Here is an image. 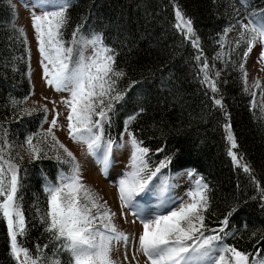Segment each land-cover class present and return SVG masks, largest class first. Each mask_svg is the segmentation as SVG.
<instances>
[{
  "label": "trees",
  "instance_id": "1",
  "mask_svg": "<svg viewBox=\"0 0 264 264\" xmlns=\"http://www.w3.org/2000/svg\"><path fill=\"white\" fill-rule=\"evenodd\" d=\"M43 3L44 0H0V137L6 130V139L12 145L7 155L20 167L18 196L27 231L18 241L33 255L37 245H48L43 249L46 261L55 256L60 264H71L70 253L45 232L46 225L41 222L48 210L49 194L45 187L59 183L61 173L71 174V165L56 157L69 158L59 145L51 146V137L46 144L41 141L46 156L38 160L31 159L24 145L27 136L46 131L42 129L43 113L29 115L25 108L32 88L25 37L16 26L15 6L30 8ZM68 3L63 39L72 40L77 26H82L80 32L88 39L101 34L104 44L115 54L116 69L124 73L116 88L126 95L109 113L111 120L104 124L103 139L112 141L116 148L125 132L134 135L142 147L149 149L146 160L153 170L169 158L170 163L154 179L177 180L190 177L184 175L189 171L193 172L191 176L202 178L208 197V208L203 213L205 236L219 235L221 239L214 242L217 248L235 247L249 254L250 260L256 256L264 259V113L252 106V88L245 83L241 68L247 45L241 43L237 47L235 42L225 63L216 58L225 30L249 24L250 17L264 15V0ZM177 9L192 20L199 48L175 27ZM205 61L218 92H212L203 82L201 67ZM216 98L222 99L223 108L215 105ZM13 100L18 103L13 104ZM133 116L135 119L129 120ZM226 123L231 124L237 141V148L232 151L239 163L228 154ZM233 209L238 211L232 212ZM226 217L225 227L222 222ZM221 254L230 256L213 253ZM0 264H17L10 254V237L3 219Z\"/></svg>",
  "mask_w": 264,
  "mask_h": 264
},
{
  "label": "snow or ice",
  "instance_id": "2",
  "mask_svg": "<svg viewBox=\"0 0 264 264\" xmlns=\"http://www.w3.org/2000/svg\"><path fill=\"white\" fill-rule=\"evenodd\" d=\"M241 3H246V0H241ZM39 6L42 9L51 8L43 10L41 15H32L44 77L57 91H67L70 94L63 101L68 108L66 119L70 138L86 144L88 152L96 155L102 147L104 124L111 120L109 113L114 111L115 103L123 100L126 95L125 91L116 88L117 80L124 73L116 69L115 54L104 44L101 34H94L88 39L80 32L82 26H77L70 42L63 39V29L68 23V0H44ZM175 16L178 21L175 27L192 41L194 47L199 48V38L196 37L192 20L185 18L179 9ZM249 19V24H242L236 46L241 43L247 45L243 53L246 59L259 42L262 46L260 60L264 61V15ZM230 30L226 29L225 32ZM20 31L23 34V30ZM85 47L94 49L92 56H84ZM201 55L196 57L197 61L201 59ZM208 67L205 61L201 67L203 82L215 93L218 92L216 81L209 76ZM241 68L243 69V65ZM244 75L246 83L247 73ZM254 86L259 87V82ZM12 103L16 104L18 101L13 100ZM214 103L223 108L222 99L216 98ZM133 119L134 116L129 118ZM51 125L46 132L29 135L24 140L31 159L38 160L42 155L46 156L41 141L46 144L47 138L51 137V146L59 145L69 158L57 155L56 159L71 165L70 175L61 173L59 183H49L45 187L49 194L48 210L41 216V222L46 225L45 232L50 233L52 239L60 242L61 248L70 253L71 264H116L111 257L113 242H127L129 238L125 233L119 232L112 222L114 213L107 209L100 212L102 205L99 198L82 182L75 157L59 143L52 132L57 120L53 119ZM224 128L230 145L228 154L234 162L239 163L236 153L232 151L237 148V141L231 124L226 123ZM129 135L133 148L131 171L119 181L118 188L122 204L135 208L139 215V208L134 204L137 195L153 192L155 189L165 192L170 187L167 178L159 186L150 187L153 178L162 168L167 167L170 159L166 158L154 170L150 169L146 160L149 149L142 147V142L134 135ZM6 137L5 130L3 137H0V219L6 222L10 254L17 264H60L55 256L49 261L44 259L43 249L48 245H37L36 254L33 255L18 241V237L24 236L27 231L21 198L18 196L21 187L20 167L14 162V158L7 155L12 145ZM112 146V141L103 142L102 163L105 165L109 162ZM244 170L248 171L247 166ZM188 175H193V172L189 171ZM206 193L207 184L203 183L202 178L197 179L195 187L186 193L190 202L182 201L178 207H169L166 213H158L150 219L141 217L143 232L138 237V245L139 251L147 258V264H198L203 261H208L209 264H264V259L256 256L250 260L249 254L238 251L235 247H215L214 242L221 239L219 235L205 236L203 213L208 208ZM170 203L174 205L175 200L172 199ZM164 204L165 201L162 200L161 207ZM235 211L238 209L232 210ZM222 223L226 227L228 218ZM223 231L224 228H221L220 232ZM217 251L230 256H214L213 253Z\"/></svg>",
  "mask_w": 264,
  "mask_h": 264
},
{
  "label": "rangeland",
  "instance_id": "3",
  "mask_svg": "<svg viewBox=\"0 0 264 264\" xmlns=\"http://www.w3.org/2000/svg\"><path fill=\"white\" fill-rule=\"evenodd\" d=\"M17 20L16 26L23 30L25 37L28 65L29 80L31 84V94L25 101V108L28 112H42L44 122L42 129L47 131L53 119L57 120L56 127L52 132L60 144H63L75 157V162L79 164V172L82 182L96 194L102 205L100 212L109 210L115 215L112 222L119 232L128 236L127 242H113L111 252L112 259L116 264H147V258L139 251L138 237L143 232L141 217L150 219L158 213H166L169 207H178L182 201H188V193L195 187L197 178L182 176L176 178L159 177L152 181L153 185L159 186L165 178L168 180L169 188L165 192L155 189L153 192H145L137 195L134 204L139 208L140 214H136V209L125 207L119 196L118 183L124 178L125 174L131 171V156L133 152L130 144V136L127 132L122 135L121 145L114 148L112 146L111 156L107 165L102 163L103 159V139L102 147L96 155L88 152L87 145L73 141L68 132V121L66 119L68 108L63 101L69 98L67 91H57L55 87L47 83L43 74L41 64L42 57L39 53L38 41L32 24V15L42 14L41 6L30 8L15 6ZM231 30L225 32L220 39V49L216 58L225 63L230 56L233 44L236 42L242 26L231 27ZM91 39V38H90ZM65 40V39H64ZM70 42L71 40H65ZM262 46L259 42L255 44L252 51L248 54L243 65L244 74L247 73L246 81L252 88V106L259 108L264 113V61L260 60ZM92 47L84 48V56L93 55ZM46 63V61H45ZM259 82V87L254 85ZM47 109V111H45ZM99 119V117H94ZM95 131V130H94ZM189 173V172H188ZM187 175L188 174H184ZM174 199L175 204L170 201ZM165 201L161 207V201ZM190 202V201H188ZM98 226H99V222ZM230 255V254H229Z\"/></svg>",
  "mask_w": 264,
  "mask_h": 264
}]
</instances>
